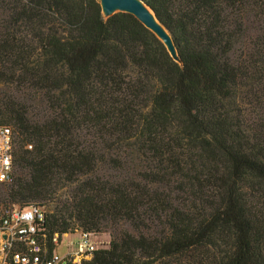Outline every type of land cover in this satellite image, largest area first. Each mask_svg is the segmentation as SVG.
I'll list each match as a JSON object with an SVG mask.
<instances>
[{
  "label": "trees",
  "instance_id": "obj_1",
  "mask_svg": "<svg viewBox=\"0 0 264 264\" xmlns=\"http://www.w3.org/2000/svg\"><path fill=\"white\" fill-rule=\"evenodd\" d=\"M142 1L178 62L98 0H0V125L28 171L0 187L67 181L46 248L111 237L82 264H264V0Z\"/></svg>",
  "mask_w": 264,
  "mask_h": 264
},
{
  "label": "built area",
  "instance_id": "obj_2",
  "mask_svg": "<svg viewBox=\"0 0 264 264\" xmlns=\"http://www.w3.org/2000/svg\"><path fill=\"white\" fill-rule=\"evenodd\" d=\"M16 134L10 127L0 125V185L13 183L16 178ZM25 149L31 150V145ZM45 212L36 204H19L0 207V264H82L90 260L99 246L81 229L76 251L65 256L56 253L59 245L57 235L52 239V250L46 248L43 224Z\"/></svg>",
  "mask_w": 264,
  "mask_h": 264
},
{
  "label": "rangeland",
  "instance_id": "obj_3",
  "mask_svg": "<svg viewBox=\"0 0 264 264\" xmlns=\"http://www.w3.org/2000/svg\"><path fill=\"white\" fill-rule=\"evenodd\" d=\"M2 89V86L0 85V90ZM38 110V109H37ZM37 113V112H36ZM28 171L25 169H18L16 170V180L17 178H27ZM57 185L54 187V189H49V196H47L46 199L40 200V201H27V200H21L17 199L16 201H12L9 192L11 187L10 186H1L0 187V207L2 206H8V205H15V204H22V205H28V204H36L40 205L46 216L58 214L61 216H65L66 207H67V200L70 197V185L67 181H60L56 183ZM73 225V224H72ZM77 223L75 226H73L74 230L81 229L80 227H77ZM127 228V227H125ZM152 228V227H151ZM130 230L129 228H127ZM74 230H71L70 232H74ZM90 239L92 242H94L96 245L99 246V249H103L104 247H107L110 243L111 237L108 232H100L97 233L94 236H90ZM79 240V235L77 234H67L63 235L59 239V245L56 247V253L60 256H65L69 253H72L76 251V242Z\"/></svg>",
  "mask_w": 264,
  "mask_h": 264
},
{
  "label": "water",
  "instance_id": "obj_4",
  "mask_svg": "<svg viewBox=\"0 0 264 264\" xmlns=\"http://www.w3.org/2000/svg\"><path fill=\"white\" fill-rule=\"evenodd\" d=\"M101 13L108 18L117 12L127 13L136 18L147 30L153 33L166 48L174 61H179L177 51L168 31L159 23L154 13L142 0H98Z\"/></svg>",
  "mask_w": 264,
  "mask_h": 264
}]
</instances>
